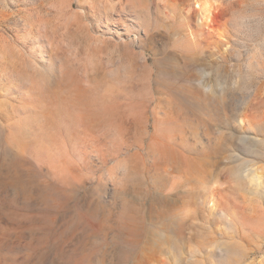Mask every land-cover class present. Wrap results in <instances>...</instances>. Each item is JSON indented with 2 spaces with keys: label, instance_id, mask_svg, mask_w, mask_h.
Returning <instances> with one entry per match:
<instances>
[{
  "label": "rangeland",
  "instance_id": "rangeland-1",
  "mask_svg": "<svg viewBox=\"0 0 264 264\" xmlns=\"http://www.w3.org/2000/svg\"><path fill=\"white\" fill-rule=\"evenodd\" d=\"M0 264H264V0H0Z\"/></svg>",
  "mask_w": 264,
  "mask_h": 264
},
{
  "label": "bare ground",
  "instance_id": "bare-ground-1",
  "mask_svg": "<svg viewBox=\"0 0 264 264\" xmlns=\"http://www.w3.org/2000/svg\"><path fill=\"white\" fill-rule=\"evenodd\" d=\"M196 2V1H195ZM207 3H209V2H207ZM196 4V3H195ZM209 5V4H208ZM195 6H197V5H195ZM199 6H200V4H199ZM201 7V6H200ZM201 9V11L202 12H205V11H207V5H206V1H204V5H203V7L202 8H200ZM201 15V14H200ZM208 15V14H207ZM210 16V15H209ZM202 19V18H201Z\"/></svg>",
  "mask_w": 264,
  "mask_h": 264
}]
</instances>
